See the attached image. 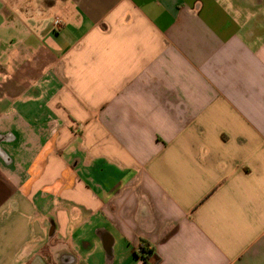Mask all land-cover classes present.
Here are the masks:
<instances>
[{"label": "crops", "instance_id": "obj_1", "mask_svg": "<svg viewBox=\"0 0 264 264\" xmlns=\"http://www.w3.org/2000/svg\"><path fill=\"white\" fill-rule=\"evenodd\" d=\"M0 264H264V0H0Z\"/></svg>", "mask_w": 264, "mask_h": 264}, {"label": "trees", "instance_id": "obj_2", "mask_svg": "<svg viewBox=\"0 0 264 264\" xmlns=\"http://www.w3.org/2000/svg\"><path fill=\"white\" fill-rule=\"evenodd\" d=\"M142 252H143L144 254H150V253H151V251H146V250H144V249H142Z\"/></svg>", "mask_w": 264, "mask_h": 264}, {"label": "built area", "instance_id": "obj_3", "mask_svg": "<svg viewBox=\"0 0 264 264\" xmlns=\"http://www.w3.org/2000/svg\"><path fill=\"white\" fill-rule=\"evenodd\" d=\"M58 23V21L56 22V24Z\"/></svg>", "mask_w": 264, "mask_h": 264}]
</instances>
